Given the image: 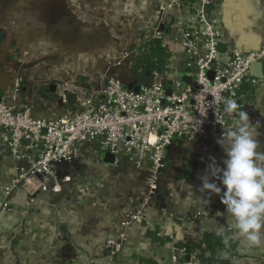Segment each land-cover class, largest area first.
I'll use <instances>...</instances> for the list:
<instances>
[{
	"label": "crops",
	"instance_id": "obj_1",
	"mask_svg": "<svg viewBox=\"0 0 264 264\" xmlns=\"http://www.w3.org/2000/svg\"><path fill=\"white\" fill-rule=\"evenodd\" d=\"M192 2L0 0V99L8 95L11 82L21 78L20 95L26 105L35 118L47 120L69 115L84 99L100 95L110 77L125 86L135 82L141 87L127 73L132 74L135 51L154 38L162 40L169 54L164 72L181 81L186 78L185 86L190 85L184 75L187 55L179 29L193 32ZM215 13L221 64L235 52L264 48V0H220ZM165 85L169 94L170 83ZM246 85L252 90L242 91L238 110L247 112L256 125L258 151L264 152V80ZM70 94L75 95L71 105ZM237 118L228 122L229 130ZM3 151L0 146V185L14 174ZM210 157L223 167L226 157L221 146L203 151L183 137L174 140L166 151L160 190L146 221L124 227L137 202L133 186L144 172L137 174L124 159L118 167L103 166L101 160L93 163L83 154L58 171V180L65 171L72 178L61 184L60 193L31 195L29 188H20L8 196V208L0 210V264H147L141 259L170 264L181 249L187 252L184 261L192 254L203 255L201 243L207 234L220 238L224 248L218 253L223 260L264 264V242L249 247L228 223L220 197L199 190ZM112 175L118 179L110 180ZM97 184L99 190L94 191ZM121 234L123 254L110 262L105 243L119 240ZM189 244L195 248L188 253Z\"/></svg>",
	"mask_w": 264,
	"mask_h": 264
},
{
	"label": "built area",
	"instance_id": "obj_2",
	"mask_svg": "<svg viewBox=\"0 0 264 264\" xmlns=\"http://www.w3.org/2000/svg\"><path fill=\"white\" fill-rule=\"evenodd\" d=\"M219 1L193 0V32L188 31L191 28L179 29L187 55L184 75L190 78L188 86L181 77L154 73L136 94L110 77L101 94L84 99L79 109L44 120L33 116V109L20 95L22 79L15 78L8 95L0 99V146L14 173L0 185V210L8 208L6 199L20 188H29L31 195L60 193L61 184L72 179L65 171L58 180L61 167L73 165L83 154L98 164L108 153L114 157L110 166L118 167L124 159L137 174L144 172L135 189L137 202L122 225L146 221L147 210L160 190L165 154L172 142L183 137L199 144L203 151L220 147L218 141L229 130L228 122L237 116L225 113V99L235 100L240 108L242 87L264 80V48L247 54L235 52L226 64L219 62V38L213 28L219 17L214 15ZM126 60L127 55L128 64ZM256 63L262 65L261 80L250 76V66ZM127 76L133 78L130 72ZM166 81L170 83L169 94ZM112 176L109 179L116 180ZM98 185L94 191L99 190ZM124 240L121 234L119 240L105 243L111 257L122 249ZM186 254L181 249L172 255L170 264H211L201 262L197 254H188L189 260L184 261Z\"/></svg>",
	"mask_w": 264,
	"mask_h": 264
},
{
	"label": "clouds",
	"instance_id": "obj_3",
	"mask_svg": "<svg viewBox=\"0 0 264 264\" xmlns=\"http://www.w3.org/2000/svg\"><path fill=\"white\" fill-rule=\"evenodd\" d=\"M238 108L235 100L225 99L224 111L237 114L236 126L218 141L226 157L223 167L210 157L199 190L220 197L228 223L249 247H255L264 242V152L258 151L256 125Z\"/></svg>",
	"mask_w": 264,
	"mask_h": 264
},
{
	"label": "trees",
	"instance_id": "obj_4",
	"mask_svg": "<svg viewBox=\"0 0 264 264\" xmlns=\"http://www.w3.org/2000/svg\"><path fill=\"white\" fill-rule=\"evenodd\" d=\"M192 1V0H191ZM169 58L167 48L163 45V42L159 38L151 39L143 46L137 49L131 59L132 64V76L135 77L142 85V82L151 80L153 74L164 73L166 62ZM251 91L249 85L244 86L242 91ZM181 176V174H179ZM205 246V253L199 255V260L204 263L211 264H232L227 260H223L218 251L223 249L224 246L218 236L207 234L204 236L202 243ZM195 248V245H187L188 253ZM230 252V250H228ZM143 263L155 264L152 260L141 259Z\"/></svg>",
	"mask_w": 264,
	"mask_h": 264
},
{
	"label": "water",
	"instance_id": "obj_5",
	"mask_svg": "<svg viewBox=\"0 0 264 264\" xmlns=\"http://www.w3.org/2000/svg\"><path fill=\"white\" fill-rule=\"evenodd\" d=\"M250 76L255 79H262V65L260 63L252 64L249 69ZM209 77H212V74H209ZM188 81L186 78H182V82L185 83ZM126 89L129 91H133L134 93H139L140 87L135 83H129L126 86ZM75 103V95L70 94L67 97V104L71 105ZM101 161L105 164H112L114 162V157L108 153H104L101 157Z\"/></svg>",
	"mask_w": 264,
	"mask_h": 264
},
{
	"label": "rangeland",
	"instance_id": "obj_6",
	"mask_svg": "<svg viewBox=\"0 0 264 264\" xmlns=\"http://www.w3.org/2000/svg\"><path fill=\"white\" fill-rule=\"evenodd\" d=\"M138 184H139V182H138L136 185L133 186V189H134L133 191H135L136 186H137ZM122 249H123V248H122ZM122 249H120V251H119L117 254H115V256H114L115 258H116L117 256L119 257V255L123 254V253H122ZM120 253H121V254H120ZM109 257H110V262H111V260H112L113 257H111L110 255H109ZM109 257H108V258H109Z\"/></svg>",
	"mask_w": 264,
	"mask_h": 264
}]
</instances>
